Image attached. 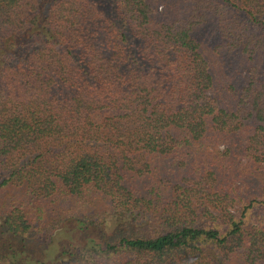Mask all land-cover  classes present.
I'll use <instances>...</instances> for the list:
<instances>
[{"label":"trees","instance_id":"trees-1","mask_svg":"<svg viewBox=\"0 0 264 264\" xmlns=\"http://www.w3.org/2000/svg\"><path fill=\"white\" fill-rule=\"evenodd\" d=\"M69 225L31 264H264V0H0V228Z\"/></svg>","mask_w":264,"mask_h":264},{"label":"rangeland","instance_id":"rangeland-1","mask_svg":"<svg viewBox=\"0 0 264 264\" xmlns=\"http://www.w3.org/2000/svg\"><path fill=\"white\" fill-rule=\"evenodd\" d=\"M70 229H72L70 225L66 226L65 228H63V233L60 235L58 234L55 240L57 242H60L59 244L44 245L40 243H28L24 246L26 247V250H20L19 255H17L15 253L12 254L8 249H10L11 246L21 249L23 247L21 239L15 236H11V234H5L3 229L0 228V248H2L0 249V251L18 261L27 264H31L32 262L34 263L36 260L42 258H44L47 262L52 263V261L57 260L61 255L60 249L64 244H69L71 241L73 244L76 243V235L73 234L70 239L67 234ZM41 256L43 257L41 258ZM40 262H44L43 259L40 260Z\"/></svg>","mask_w":264,"mask_h":264}]
</instances>
